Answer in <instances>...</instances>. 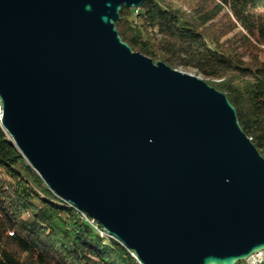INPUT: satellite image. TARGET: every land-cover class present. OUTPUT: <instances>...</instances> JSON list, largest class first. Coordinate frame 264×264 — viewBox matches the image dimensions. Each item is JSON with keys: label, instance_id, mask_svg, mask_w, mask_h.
<instances>
[{"label": "water", "instance_id": "water-1", "mask_svg": "<svg viewBox=\"0 0 264 264\" xmlns=\"http://www.w3.org/2000/svg\"><path fill=\"white\" fill-rule=\"evenodd\" d=\"M144 1L0 0V124L141 264H236L264 249V156L224 92L122 39Z\"/></svg>", "mask_w": 264, "mask_h": 264}, {"label": "trees", "instance_id": "trees-1", "mask_svg": "<svg viewBox=\"0 0 264 264\" xmlns=\"http://www.w3.org/2000/svg\"><path fill=\"white\" fill-rule=\"evenodd\" d=\"M116 27L135 52L224 92L264 156V0H145ZM59 198L0 124V264H141Z\"/></svg>", "mask_w": 264, "mask_h": 264}, {"label": "built area", "instance_id": "built-area-1", "mask_svg": "<svg viewBox=\"0 0 264 264\" xmlns=\"http://www.w3.org/2000/svg\"><path fill=\"white\" fill-rule=\"evenodd\" d=\"M2 115V102H0V116ZM94 223V221H91ZM236 264H264V249L253 253L246 259L238 261Z\"/></svg>", "mask_w": 264, "mask_h": 264}, {"label": "rangeland", "instance_id": "rangeland-1", "mask_svg": "<svg viewBox=\"0 0 264 264\" xmlns=\"http://www.w3.org/2000/svg\"><path fill=\"white\" fill-rule=\"evenodd\" d=\"M176 69H179V68H176ZM180 70L183 71V72H186V73H189V74H193V75H196V76H199V77L205 79L204 76H200V75H198V74H197L196 72H194V71L185 70V69L183 70V69H181V68H180ZM205 80H206V79H205Z\"/></svg>", "mask_w": 264, "mask_h": 264}, {"label": "bare ground", "instance_id": "bare-ground-1", "mask_svg": "<svg viewBox=\"0 0 264 264\" xmlns=\"http://www.w3.org/2000/svg\"><path fill=\"white\" fill-rule=\"evenodd\" d=\"M0 102H1V99H0ZM1 117V116H0ZM87 214V213H86ZM91 217V216H90ZM92 218V217H91ZM93 219V218H92ZM94 220V219H93ZM94 221H96V220H94ZM97 222V221H96ZM98 223V222H97ZM99 224V223H98ZM104 230V229H103ZM104 232H106V231H104Z\"/></svg>", "mask_w": 264, "mask_h": 264}]
</instances>
